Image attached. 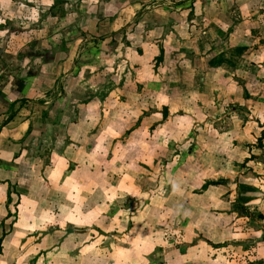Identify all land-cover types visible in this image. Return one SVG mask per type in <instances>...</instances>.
<instances>
[{
  "label": "rangeland",
  "instance_id": "1",
  "mask_svg": "<svg viewBox=\"0 0 264 264\" xmlns=\"http://www.w3.org/2000/svg\"><path fill=\"white\" fill-rule=\"evenodd\" d=\"M63 3L53 8L57 16L66 12ZM168 6L152 0L147 10H157L159 17L169 11L173 25L176 13ZM104 7L99 1V9ZM136 13L116 32L107 27L113 42L107 46L103 40L74 45L70 29L54 33L33 24L38 42L26 43L21 17L27 15L18 23L5 21L2 37L10 36L3 45L17 51V61L8 62L10 53L0 58V97L8 99L11 84L18 92L20 78L42 86L43 96L31 92L22 104L48 102L55 130L46 150L32 157L43 156L45 165L58 164L60 170L50 167L47 181L42 161L32 163L35 181L25 172L12 181L16 190L31 185V193L19 189L20 196L12 183L9 188L7 179L0 180V264H210L213 258L215 264H264V61L239 60L235 51L218 55L215 32L207 39L197 32L194 46L185 47L188 39H176L156 22L146 29L133 24ZM162 32L173 37L163 41ZM162 46L163 62L155 66ZM55 100L63 103L58 115L51 106ZM8 113L1 106L0 118ZM68 123L76 131H68ZM81 179L86 183L78 187ZM219 180L226 185L202 187ZM69 183L75 186L68 189ZM65 197L76 205L74 215L89 210L90 220L76 223L89 225L88 234L70 235L69 219L57 216L66 209L59 200ZM240 197L253 204L235 207ZM224 213H234L233 228L214 250L210 228L226 227L219 220ZM22 243L36 249L24 254Z\"/></svg>",
  "mask_w": 264,
  "mask_h": 264
},
{
  "label": "crops",
  "instance_id": "2",
  "mask_svg": "<svg viewBox=\"0 0 264 264\" xmlns=\"http://www.w3.org/2000/svg\"><path fill=\"white\" fill-rule=\"evenodd\" d=\"M58 1H65V3H63L65 7L64 10L66 11L64 16L61 15L57 16L50 9V7H52L54 3L57 4ZM99 1L101 0H88V1L74 0L73 2L72 0H51V2L50 0H0V45H1L0 58H3L6 54L9 55L10 53L13 58L10 59L8 62L14 63L15 61H17L15 59L16 58L15 54H17V51L12 50L13 52H8L6 50L7 48L6 45H3L9 39L10 32H8V35H4L2 37L1 30L3 29L2 31H4L7 28L5 21L18 23L19 19L17 18L20 17V15L22 16V14L27 15L21 17L22 18L21 21H24L23 22L24 27L21 28H24V30L27 33V35L25 34L26 39H24V42L26 43H29L32 40L35 43L38 42L37 36H35L34 33H32L33 30H30L33 29L30 28V26L33 24V26H41L42 28L45 26L46 27L49 26V28L51 29L54 28L56 29L54 33L60 32L62 31V29H66V28L70 29L69 30L70 34L72 33V35H76V38L72 39L74 45L75 44L79 45L80 42L83 43L86 41L101 42L103 40L104 46H107L109 43L110 44L113 43L112 34L107 35L106 32L107 27H110V31L112 32H116L117 30L124 28L121 22H124V20H126L129 15L132 16V14L135 11L137 12L136 13L137 15L138 12L140 13V15H138L137 19L133 22V24L137 25V22L139 21L140 24L145 25L143 28L146 29L149 26V24H151V22L152 23L156 22L160 26H162V28L167 29L168 30L167 33L169 32L176 39L181 38L182 40L185 41L187 39L188 40L190 39L189 41L187 40L186 42H184L185 47L187 46L188 48H190L194 46L195 44L194 37H200V35L196 34L197 32L203 34L205 36L204 37L205 39H207L208 36L211 38L212 34L215 32L216 37H218L220 40L219 47L214 49V51L217 50L218 55L219 54L223 55L225 51L226 52L235 51L236 53H239V55L237 56V59L239 60L240 59L253 60L255 58H259L260 60L264 61V0H157V1L166 2L169 5L166 8H168L170 11L173 10L176 13L174 18L175 17L177 18H175V22L173 23V25H171L172 17H171V13L169 14V11L167 13V17L166 15H164V17L163 16L159 17L156 14L157 10L155 9L147 10V7L149 4L152 3V0H103L105 1V7L102 11L99 9ZM176 3H178V5H175ZM84 7L87 8L83 12ZM110 8H113L111 14L108 13V9ZM51 12H53L54 14L52 15ZM77 15H79L80 17L74 18V16ZM137 26H135V28H137ZM40 31L44 32L45 29ZM131 32L133 34L134 31L130 30L129 33ZM174 32L183 35H175ZM90 33L92 35H89ZM167 33L162 32L163 41H165V39L166 41L167 39L171 40V37H173L171 35L169 36V34ZM54 35L49 36L48 40L54 39ZM16 36L13 37L12 39L13 41H16L20 38L19 37L20 34ZM115 37L117 38L116 35ZM182 43L183 42H181V44ZM162 50L164 51V46H162ZM192 52L194 51L192 50ZM208 52L209 51H204V55L206 56ZM223 57H225V55H223ZM22 58L23 57H21V59ZM41 74L42 73L34 76L33 78L37 80ZM20 79L22 86L20 85V87L18 88V92H15L14 89H12L13 84H11L10 87L11 91H9L6 94L8 95L6 97L8 99H3L2 97H0V109L1 106L10 109V113H8L7 116L3 115L5 117L4 119H2L3 116L0 118V176L4 178V179L0 178V180L7 179L5 183L8 185L10 184L9 188H11L13 185L11 189L12 191L13 190L15 192L17 191L18 196H20L18 191L19 189H21V192L24 194L26 193L30 194L31 192L28 191L32 187L31 185L30 186L26 185L29 186L28 189L27 187L19 186L18 190H16L17 188L16 185L14 184L15 181L14 182L12 181L18 180V178L16 177L17 174L20 175V172H25L26 176H31L29 177V179H33V181H35L34 175L30 174L33 170L31 168L34 166V164L32 163H37V162L41 163V161L42 160L44 161V159L42 158L43 156L41 157L36 156L35 158H33L32 154L34 155V153L36 154L40 153V150H46L44 149L45 148L44 145L46 144V141L51 139V137H49V134L53 133V131L55 130L54 129L55 127L53 128V126L50 124L51 113L50 111L47 112V108H49L47 107V105H49L48 102L43 101V103H39V106H37L38 104L28 101H26L27 104L26 103L22 104L25 102V100L23 99L26 98V96H29L30 95L29 93L31 92L34 93V95L36 96L38 95L43 96L44 91H40L41 89L44 90L42 86L38 87V84L34 86L26 85L25 84L26 82L24 81L26 79L23 78ZM20 79L15 78L13 80H20ZM199 80L200 82H204L205 79L204 77L201 76ZM26 86L27 88L29 87L28 88L30 89L29 92L26 91L27 89ZM10 94H13L14 96L11 97ZM60 104H63L62 101H57V100L51 103L52 108H57L56 115H58L59 108H61ZM10 106H13V110H11ZM67 106L69 105L67 104ZM35 110H38L40 113L38 112L37 115ZM56 115L54 118H57ZM64 123L66 125L67 122ZM67 126H68V131L69 128L71 129V127L73 128L74 131H76L75 126H71L69 123L67 124ZM66 134L67 133H64V135ZM69 134L70 133H68L67 136H69ZM60 135H63V133ZM60 138L63 139L64 137L61 136ZM59 149L61 148L57 147L55 150H59ZM29 150H31L30 153H28ZM50 155H51L49 156L50 161L53 162L52 159L53 157H56V153L53 152ZM45 164H47V162L43 163L44 166L42 165V167L40 168V173L42 174L44 180L49 181V178H51L50 175H48L51 174L50 167L56 170L58 169V171L60 170L59 169L60 167H58V164L57 165L52 164L51 166H47ZM43 178L40 179V181H42ZM35 183L39 185L37 179ZM78 183L79 184H77V186L82 187L83 184H85L86 182L85 180L81 179L79 180ZM224 185H217V186L224 187ZM74 186L75 185L73 183H69L67 188L72 189ZM209 186H213V185H209ZM41 187L44 188L43 184H40V188ZM207 191L208 189L204 191V193H206ZM66 199L68 198L67 197H65L64 199L59 198L61 202L60 206L66 209L61 208L62 214L58 213L57 216L60 215V218L64 217L69 219L71 229L73 230L72 232H70L71 233L70 235H75L79 237L81 235L88 234L89 233L88 230L90 228L89 225L87 226L86 229H83L81 225L76 223L78 222L79 219H81L83 222H85L87 219L90 220V214L87 213L89 210L82 211L80 214L74 215L76 205H73L74 202H72L71 205L69 206L70 202L66 201ZM43 202L45 201H42L41 203ZM252 204L253 203L250 202L249 206ZM8 216L9 218L7 219H11L9 214ZM234 216H235L234 213L232 214L224 213V216L223 215L219 216L220 218H222L219 220L222 221V224L226 223V227L220 228L219 230L210 228L212 229L211 232L213 235V241L208 240L209 242L212 243L211 249L214 248V250H218V248L220 247L219 244L227 240L221 238L220 236L231 232L229 228H233L231 225H233L234 223V218H235ZM102 218L104 217H98V219L100 220ZM15 235H20V234L16 233ZM70 245L71 243H67L69 249H70ZM26 247L27 245L22 243L21 249L19 250H22L23 252V249H25ZM28 249L30 250L36 249V244L30 245V248ZM28 249H25L24 254L28 251ZM75 251L77 252L78 249H76ZM75 251L73 249V252ZM136 251H140V246H137ZM21 257L23 256L21 255L19 257L18 259L19 262L22 261ZM216 262L218 261L215 258L210 260V264H215ZM142 264H155V263H148V261H146V263H142Z\"/></svg>",
  "mask_w": 264,
  "mask_h": 264
},
{
  "label": "trees",
  "instance_id": "3",
  "mask_svg": "<svg viewBox=\"0 0 264 264\" xmlns=\"http://www.w3.org/2000/svg\"><path fill=\"white\" fill-rule=\"evenodd\" d=\"M56 6V4L55 5H53L52 7H50V9H51V11H53V8ZM51 14L53 15L54 13L53 12H51ZM163 55H164V51L161 49V48H159V55L156 57V58H154V60H155V66H158V65H160L161 64V62H163ZM158 64V65H157ZM20 82V85L22 86V83H21V81H19ZM165 115V114H164ZM258 146H261L260 145V143H258ZM248 159H244V162H246ZM243 162V163H244ZM247 162H249V161H247ZM242 163V164H243ZM224 185L225 184V182L224 181H222V180H219V181H212V182H208L207 184H205V185H203L202 187L203 188H206L207 186H209V185H213V186H217V185ZM243 184V183H242ZM242 184H239L238 185V187H239V189H248V190H250L251 189V187H248L247 185H242ZM238 200H236V205H235V207L237 206L238 208L239 207H242V208H240L241 210L243 209V208H245L246 206H248V203L250 202V200L251 199H249V198H243V197H240V198H237ZM8 200L10 201V197L8 198ZM8 201V202H9ZM245 206V207H244ZM258 217L260 218V219H262L263 218V216H261V214H259L258 215ZM4 236V235H3ZM0 242H1V239H0ZM0 249H1V246H0Z\"/></svg>",
  "mask_w": 264,
  "mask_h": 264
},
{
  "label": "clouds",
  "instance_id": "4",
  "mask_svg": "<svg viewBox=\"0 0 264 264\" xmlns=\"http://www.w3.org/2000/svg\"><path fill=\"white\" fill-rule=\"evenodd\" d=\"M50 2H51V0H50Z\"/></svg>",
  "mask_w": 264,
  "mask_h": 264
}]
</instances>
